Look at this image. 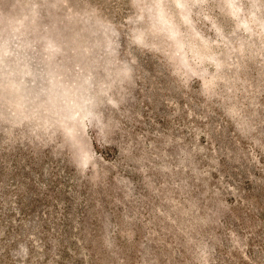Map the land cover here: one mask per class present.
Returning a JSON list of instances; mask_svg holds the SVG:
<instances>
[{
    "label": "rangeland",
    "instance_id": "obj_1",
    "mask_svg": "<svg viewBox=\"0 0 264 264\" xmlns=\"http://www.w3.org/2000/svg\"><path fill=\"white\" fill-rule=\"evenodd\" d=\"M0 264H264V0H0Z\"/></svg>",
    "mask_w": 264,
    "mask_h": 264
},
{
    "label": "trees",
    "instance_id": "obj_2",
    "mask_svg": "<svg viewBox=\"0 0 264 264\" xmlns=\"http://www.w3.org/2000/svg\"><path fill=\"white\" fill-rule=\"evenodd\" d=\"M215 4H216V6H218L217 3H215ZM13 7H14V6L9 7L8 10H9V11H13V9H16V8H13ZM44 8H45V7H44ZM222 11H223V9H222ZM90 14H91V12H90ZM226 18L229 19V21H230L231 18H233V15H228V14H227V17H226ZM101 22H103V24H105L104 21L101 20ZM30 23H31V22H30ZM78 23H80V22H78ZM105 25H106V24H105ZM81 28H82L83 30H82ZM85 30H86V29H84L83 27H80V32L85 31ZM27 31H29V32H28L29 35H30V34L36 35V34L38 33L37 29H35L34 26L31 25V24L29 25ZM62 33H64L63 30H62ZM64 34H65V33H64ZM65 35H66V34H65ZM192 36H193V35H192ZM73 53H74V52L71 51L70 54L72 55ZM70 54H69V55H70ZM71 57H74V56L72 55ZM78 60L84 62V58H83L82 56H78Z\"/></svg>",
    "mask_w": 264,
    "mask_h": 264
}]
</instances>
